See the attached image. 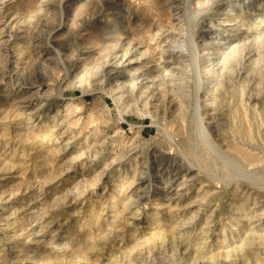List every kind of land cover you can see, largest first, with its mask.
<instances>
[{"label":"rangeland","instance_id":"1","mask_svg":"<svg viewBox=\"0 0 264 264\" xmlns=\"http://www.w3.org/2000/svg\"><path fill=\"white\" fill-rule=\"evenodd\" d=\"M204 1L0 0V264H264V0Z\"/></svg>","mask_w":264,"mask_h":264},{"label":"bare ground","instance_id":"2","mask_svg":"<svg viewBox=\"0 0 264 264\" xmlns=\"http://www.w3.org/2000/svg\"><path fill=\"white\" fill-rule=\"evenodd\" d=\"M187 1H188V0H187ZM203 1H204V0H203ZM207 1H208V0H207ZM209 1H210V0H209ZM209 1H208L207 3H205V4L207 5V4L209 3ZM217 1H218V0H217ZM168 2H169V1H168ZM179 2H180V1H179ZM204 2H205V1H204ZM214 2H215V0H214ZM214 2H213V3H214ZM219 2H220V1H219ZM227 2H228V1H227ZM202 3H203V2H202ZM182 4H183V2H182ZM184 4H185V3H184ZM205 4H204V6H205ZM245 4H246V3H245ZM210 5H211V4H210ZM224 5H225L224 3H223V4H218V7L216 8L217 10L215 11V12H216V13H215L216 15H217V14H219V15H220V14H225V13H222L221 10L226 11V12H230V11L233 10V8H234V6H235L234 4H228V5H226V6L224 7ZM185 6H186V5H185ZM202 6H203V5H202ZM182 7H183V6H182ZM182 7H181V8H182ZM190 7H191V6H190ZM208 7H210L209 4H208ZM61 10H62V9H61ZM207 10H208V9H207ZM213 10H214V9H213ZM236 10H237V9H236ZM119 11H120V10H119ZM183 11H184V10H183ZM188 11L191 12V10H188ZM203 11H204V10H203ZM210 11H211V10H210ZM184 12H185V11H184ZM201 12H202V11H201ZM180 13H181V12H180ZM191 13H192V12H191ZM13 14H14V13H13ZM16 14H17V13H16ZM61 14H62V13H61ZM61 14H60V15H61ZM187 14H188V13H187ZM3 15H4V14H3ZM192 15H193V14H192ZM192 15H191V16H192ZM198 15H199V14H198ZM202 15H203V14H202ZM230 15H231V14H230ZM15 16H16V15H15ZM17 16H18V15H17ZM174 16H175V15H174ZM182 16H183V15H182ZM182 16H181V17H182ZM184 16H185V15H184ZM196 16H197V14H196ZM211 16H212V15H211ZM218 17H219V16H218ZM236 17H237V16H236ZM173 18H175V17H173ZM188 18L193 19L194 17H189V16H188ZM212 18H213V17H212ZM183 19H184V18H183ZM179 20H182V18L179 19ZM212 20H213V19H212ZM215 20H217V19H215ZM17 21H18V20H17ZM190 21H191V20H189L188 22H190ZM192 21H193V20H192ZM176 22H177V21H176ZM246 22H247V21H246ZM18 23H19V22H18ZM124 23H125V22H124ZM21 24H22V23H21ZM166 24H167V23H166ZM177 24H179V23H177ZM189 24H190V23H189ZM189 24H188V25H189ZM192 24H193V23H192ZM173 25H174V24H173ZM183 25H184V23H183ZM186 25H187V24H186ZM193 25H194V24H193ZM237 25H238V24H237ZM176 26H177V25H176ZM178 26H179V25H178ZM178 26H177V27H178ZM190 26H191V25H190ZM195 26H196V25H195ZM250 26H251V25H250ZM254 26H255V25H254ZM184 27H185V26H184ZM184 27H183V29H184ZM207 27H208V26H207ZM209 27H210V26H209ZM175 28H176V27H175ZM193 28H194V27H193ZM211 28H212V26H211ZM214 28H215V27H214ZM189 29H190V27H188V32H190ZM203 29H204V27H203ZM172 30H173V29H172ZM179 30H180V29H179ZM179 30H178V31H179ZM193 30H194V29H193ZM195 30H196V29H195ZM195 30H194V31H195ZM259 30H260V29H259ZM180 31H181V30H180ZM194 31H192V32H194ZM250 31H251V30H250ZM174 32H175V31H174ZM256 32H257V31H256ZM158 33H159V32H158ZM180 33H182V32H180ZM184 33H185V31H183V35H184ZM217 33H218V32H217ZM224 33H225V32H224ZM156 34H157V33H156ZM187 34H188V33H187ZM187 34H186V35H187ZM222 34H223V33H222ZM40 35H41V34H40ZM117 35H118V34H117ZM178 35H179V34H178ZM188 35H190V34H188ZM209 35H211V34H209ZM246 35H247V34H246ZM250 35H251V34H250ZM159 36H160V34H159ZM200 36H201L200 39H203V40L208 39L207 36H206L205 34L200 35ZM215 36H216V35H215ZM236 36H237V35H236ZM239 36H240V35H239ZM242 36H243V35H242ZM260 36H262V35H260ZM252 37H254V36H252ZM163 38H166V36L163 37ZM186 38H187V37H186ZM234 38H235V37H234ZM248 38H249V37H248ZM166 39H168V38H166ZM178 39H179V38H178ZM188 39H189V38H188ZM195 39H197V38H195ZM216 39H217V38H216ZM258 39H259V38H258ZM258 39H257V40H258ZM260 39H261V38H260ZM181 40H184V39H181ZM181 40H180V42H181ZM190 40H191V38H190ZM190 40H188V41H190ZM209 40H210V39H209ZM221 40H222V39H221ZM229 40H230V39H229ZM232 40H233V39H232ZM234 40H235V39H234ZM245 40H246V38H245ZM257 40H256V41H257ZM164 41H165V40H164ZM184 41H185V40H184ZM184 41H182V42L184 43ZM194 41H195V40H194ZM207 41H208V40H207ZM207 41H206L205 43L203 42L204 44L201 43L203 46H206V49H207V48L210 46V44H211L210 41H209V42H207ZM211 41H212V40H211ZM235 41H236V40H235ZM238 41H239V40H238ZM250 41H251V39H250ZM258 41H259V40H258ZM258 41H257V42H258ZM262 41H263V40H262ZM31 42H32V41H31ZM48 42H49V41H48ZM177 42H178V41H177ZM185 42H186V41H185ZM195 42H196V41H195ZM195 42H194V43H195ZM212 42H215V41H212ZM245 42H246V41H245ZM260 42H261V41H260ZM155 43H156V42H155ZM161 43H162V42H161ZM163 43H164V42H163ZM166 43H167V41H166ZM166 43H165V44H166ZM174 43H175V42H174ZM191 43H193V39H192V41H190V44H191ZM232 43H233V42H232ZM232 43H231V46H230V44H229L230 49L227 47V48L229 49L228 52L231 51L233 48H235V46H237V44L234 45L235 43L233 44V45H234V46H233ZM130 44H131V43H130ZM167 44H168V43H167ZM180 44H181V43H179V45H180ZM184 44L186 45V43H184ZM195 44H196V43H195ZM198 44H199V43H198ZM223 44H224V43H223ZM223 44H222V45H223ZM257 44H260V43L258 42ZM119 45H120V44H119ZM121 45H122V44H121ZM125 45H126V44H125ZM181 45H182V44H181ZM185 45H184V47H186ZM188 45H189V44H188ZM191 45H194V44H191ZM191 45H190L189 47H191ZM238 45L240 46L239 43H238ZM36 46H37V45H36ZM165 46L167 47V45H165ZM195 46H196V45H195ZM203 46H202V47H203ZM207 46H208V47H207ZM219 46H220V45H219ZM227 46H228V45H227ZM239 46H238V47H239ZM260 46H261V45H260ZM260 46H259V48H261ZM263 46H264V44H263ZM169 47H170V46H169ZM180 47H181V46H180ZM184 47H183V45H182V48H184ZM162 48H163V47H162ZM162 48H161V49H162ZM164 48H165V47H164ZM164 48H163V49H164ZM167 48H168V47H167ZM203 48H204V47H203ZM218 48H219V47H218ZM224 48H225V47H224ZM115 49H116V48H115ZM168 49H169V48H168ZM175 49H176V48H174V51H175ZM184 49H185V48H184ZM186 49L188 50V48H186ZM186 49H185V50H186ZM195 49H196V48H195ZM212 49H213V48H212ZM221 49H222V48H221ZM237 49H238V48H237ZM263 49H264V48H263ZM131 50H132V49H131ZM189 50H190V49H189ZM191 50H193V48H191ZM191 50H190V51H191ZM214 50H215V49H214ZM226 50H227V49H226ZM233 50H235V49H233ZM233 50H232V53H233ZM127 51H128V50H127ZM138 51H139V50H138ZM159 51H160V49H159ZM161 51H163V50H161ZM166 51H168V50H166ZM171 51H172V50H171ZM174 51H173V52H174ZM190 51H189V53H188V52H187V53L191 55ZM201 51H202V50H201ZM218 51H219V50H218ZM221 51H222V50H221ZM239 51H240V50H239ZM242 51H243V50H242ZM205 52H206V51H205ZM211 52H212V51H211ZM211 52H209V50H208V51L206 52V56L204 55L205 57H207V58H205L206 61H207L206 63H210V60H211L212 57H213V56L210 57V55H209V53H211ZM213 52H215V51H213ZM223 52H224V51H223ZM228 52H227V55L230 53V52H229V53H228ZM236 52L238 53V51H236ZM258 52L260 53V51H258ZM261 52H262V51H261ZM41 53H42V52H41ZM116 53H117V52H116ZM118 53H119V52H118ZM163 53H165V52H163ZM169 53H170V52H169ZM183 53H184V52H182V51L180 50V48H179V50L176 51V52L172 55V57L174 56L173 58H174L175 60H174V62L171 63V64L178 63V61L181 60V59H180V60L177 61V59H178L179 57H185V56L187 55V53H185L186 55L184 56ZM192 53H193V51H192ZM198 53H200V52H198ZM198 53H197V54H198ZM203 53H204V52H203ZM121 54H122V53H121ZM142 54H143V53H142ZM170 54H171V53H170ZM230 54H231V53H230ZM230 54H229V55H230ZM238 54H239V53H238ZM238 54H237V55H238ZM243 54H244V52H243ZM146 55H147V54H146ZM163 55H164V54H163ZM163 55H162V56H163ZM165 55H166V53H165ZM214 55H215V54H214ZM216 55H217V54H216ZM227 55H226V56H227ZM229 55H228V56H229ZM239 55H240V54H239ZM241 55H242V54H241ZM250 55H251V54H250ZM263 55H264V54H263ZM121 56H122V55H121ZM125 56H126V55H125ZM129 56H130V55H129ZM142 56H143V55H142ZM144 56H145V55H144ZM192 56H193V55H192ZM195 56H196V54H195ZM197 56H198V55H197ZM208 56H209V58H208ZM228 56H227V57H228ZM231 56H233V55H231ZM231 56H230V57H231ZM242 56H243V55H242ZM259 56H260V55H258V58H259ZM117 57H118V54H117ZM117 57H114V58L117 59ZM123 57H124V56H123ZM172 57H171V58H172ZM202 57H203V56H202ZM214 57H215V56H214ZM216 57H217V56H216ZM235 57H236V55H235ZM252 57H253V56H252ZM261 57H262V56H261ZM110 58H111V57H110ZM121 58H122V57H121ZM127 58H128V57H127ZM164 58H165V57H164ZM173 58H172V60H173ZM194 58H196V57H194ZM200 58H201V57H200ZM239 58H240V57H239ZM239 58L237 57V59H239ZM244 58H245V57H244ZM246 58H247V57H246ZM141 59H142V58H141ZM168 59H169V58H168ZM168 59H167V60H168ZM182 59H184V58H182ZM185 59H186V58H185ZM201 59H202V58H201ZM219 59H220V58H219ZM227 59H228V58H227ZM237 59H235V60H237ZM252 59H253V58H252ZM252 59H250V61H249L250 64L254 62V59H255V58H254L253 60H252ZM260 59H261V58H260ZM260 59H258V62H259ZM112 60H113V59H112ZM117 60H118V59H117ZM164 60H165V59H164ZM164 60H163V62H164ZM216 60H217V59H216ZM225 60H226V59H225ZM235 60H234V61H235ZM251 60H252L253 62H251ZM256 60H257V59H256ZM262 60H263V59H262ZM118 61H119V60H118ZM129 61H130V62H129V64H130V63H131V60H129ZM168 61H170V60H168ZM208 61H209V62H208ZM228 61H229V60H228ZM234 61L231 60V62H234ZM237 61H238V60H237ZM237 61H236V62H237ZM260 61H261V60H260ZM105 62H106V63H109V60L107 59ZM114 62H115V61H114ZM121 62L124 63L123 61H121ZM138 62H139V61H138ZM165 62H167V61H165ZM170 62H171V61H170ZM181 62H182V61H181ZM191 62H192V61H191ZM213 62H216V63H217V62H219V61H215V59H214ZM213 62H212V63H213ZM231 62H230V63H231ZM245 62H246V61H245ZM249 62H248V63H249ZM118 63H120V61H119ZM167 63H168V62H167ZM167 63H166V68L168 67L169 69H172L174 65L171 67V66H170L171 64H170V63L167 64ZM183 63H186V62L183 61ZM187 63H188V62H187ZM197 63H198V62H197ZM220 63H221V61H220ZM225 63H227V61H226ZM260 63H261V62H260ZM263 63H264V62H263ZM116 64H117V63H116ZM213 64H214V63H213ZM217 64H218V63H217ZM217 64H215V66H216ZM223 64H224V61L221 63V65L223 66ZM232 64H233V63H232ZM250 64H249V65L247 64V67H248V66L250 67ZM254 64H255V62H254ZM143 65H144V64H143ZM176 65H177V64H176ZM186 65H187V64H186ZM224 65H225V64H224ZM261 65H262V63H261ZM261 65H260V66H261ZM110 66H111V65H110ZM117 66H119V65H117ZM117 66H116V67H117ZM157 66H158V65H157ZM160 66H162V65H160ZM177 66H178V65H177ZM199 66H200V65H199ZM206 66H209V65H206ZM206 66H205V67H206ZM212 66H214V65H212ZM212 66H210V67H211V70H212V68H215V67H212ZM230 66H231V65H230ZM236 66H237V64H236ZM251 66H252V65H251ZM254 66L256 67V65H254ZM254 66H253V67H254ZM130 67H132V66L130 65V66L127 68L128 71H129ZM181 67H182V65H181ZM183 67H184V66H183ZM189 67H190V66H189ZM203 67H204V66H203ZM240 67H241V66H240ZM240 67H239V68H240ZM242 67L244 68V66H242ZM242 67H241V68H242ZM253 67H252V68H253ZM263 67H264V65H263ZM263 67L261 66L260 68H263ZM168 68L166 69V71H170ZM174 68H175V67H174ZM216 68H217V67H216ZM216 68H215V69H216ZM222 68H223V67H222ZM226 68H227V69H225V70L227 71V70H228V67H226ZM230 68H231V67H230ZM230 68H229V70H231L230 72H232L233 70L230 69ZM232 68H233V66H232ZM245 68H246V65H245ZM163 69L165 70V67H164ZM190 69H192V68H190ZM196 69H198V68L196 67ZM208 69H209V68H207V71H208ZM246 69H248V68H246ZM253 69H254V68H253ZM10 70H11V69H10ZM216 70H217V69H216ZM220 70H221V69H220ZM222 70H224V68H223ZM248 70H249V69H248ZM250 70L252 71V69H250ZM262 70H263V69H262ZM39 71H40V70H39ZM148 71H149V70H148ZM161 71H162V70H161ZM161 71L159 72V70H158L159 73H161ZM183 71H184V69H183ZM185 71H186V70H185ZM218 71H219V70H218ZM218 71H217V73H218ZM226 71H225V72H226ZM238 71H239V70H238ZM240 71H241V70H240ZM258 71H260V70H257V72H258ZM223 72H224V71H223ZM227 72H229V71H227ZM254 72H256V70H255ZM263 72H264V70H263ZM12 73H13V72H12ZM106 73H107V72H106ZM133 73H134V72H133ZM170 73H171V72H170ZM173 73H174V71H173ZM185 73H186V72H185ZM188 73H189V70H188ZM191 73H192V71H191ZM206 73H208V72H206ZM210 73H213V72H210ZM215 73H216V71H215ZM215 73H213L212 75L214 76ZM247 73H248V72H247ZM247 73H246V74H247ZM155 74H156V73H155ZM162 74H163V73H162ZM197 74H198V73H197ZM208 74H209V73H208ZM208 74H207V75H208ZM230 74H231V73H230ZM230 74H227V75H230ZM263 74H264V73H263ZM111 75H112V74H111ZM120 75H121V73H120ZM123 75H125V74H123ZM126 75H127V74H126ZM131 75H132V74H131ZM143 75H144V73H143ZM143 75H142V76H143ZM147 75H148V74H147ZM149 75H150V74H149ZM151 75H152V74H151ZM158 75H159V74H158ZM158 75H156V76H158ZM171 75H172V74H171ZM171 75H170V76H171ZM178 75H180V74L178 73ZM181 75H182V73H181ZM187 75H188V74H187ZM204 75H205V74H204ZM212 75H208V76L211 77ZM216 75H218V74H216ZM216 75H215V77H216ZM220 75H221V74H220ZM222 75H223V73H222ZM222 75H221V76H222ZM225 75H226V74H225ZM232 75H233V72H232ZM133 76H134V74H133ZM133 76H131V78H133ZM135 76H136V75H135ZM138 76L141 77V75H138ZM144 76H145V75H144ZM144 76H143V77H144ZM161 76L163 77L164 75H161ZM161 76H158V77H161ZM188 76H190V73H189ZM202 76H203V75H202ZM208 76H207V77H208ZM253 76H254V75H253ZM263 76H264V75H263ZM11 77H12V76H11ZM139 77H138V78H139ZM148 77H149V76H148ZM153 77H154V76H153ZM162 77H161V78H162ZM164 77H165V76H164ZM178 77H180V76H178ZM178 77H177V78H178ZM190 77H193V75L190 76ZM215 77H214V78H215ZM244 77H245V76H244ZM249 77H250V76H249ZM261 77H262V76H261ZM127 78H128V77H127ZM131 78H130V79H131ZM138 78H136V79L138 80ZM150 78H151V77H150ZM155 78H156V77H155ZM166 78H167V77H166ZM168 78H169V77H168ZM173 78H174V76H173ZM183 78L186 79L185 77H183ZM211 78H213V77H211ZM211 78H210V79H209V78H206V79L204 78V80H205L204 83H205V84L203 83V81H201L200 78H199V80L197 79L198 82H196V83H198V86H197V84H196L195 87L197 86V89H198V90H199V89H200V90H201V89H204L206 86H209V85H210L211 81L213 80V79L211 80ZM217 78H219V77H217ZM217 78H216V80H217ZM223 78H224V77H223ZM229 78H231V76H230ZM229 78H228V79H229ZM142 79H143V78H142ZM145 79H146V78H145ZM164 79H165V78H164ZM164 79L162 78V79H160V80H163V81H164ZM171 79H172V78H171ZM171 79H170V82L172 83ZM175 79H176V77H175ZM180 79H181V78H180ZM189 79H190V78H189ZM202 79H203V78H202ZM150 80H151V79H149L148 81H150ZM173 80H174V79H173ZM177 80H178V79H177ZM177 80H176V81H177ZM192 80L195 81V79H192ZM229 80H230V79H229ZM233 80H234V79H233ZM123 81H124V80H123ZM174 81H175V80H174ZM189 81H190V80H189ZM206 81H207V83H206ZM214 81H215V80H214ZM222 81H224V80H222ZM226 81H227V80H226ZM260 81H262V80H260ZM14 82H15V81H14ZM14 82H13V83H14ZM142 82H143V81H142ZM180 82H181V81H180ZM216 82H217V81H216ZM121 83H122V82H121ZM129 83H131V81H130ZM134 83H135V82H133V83H132L133 86H131V88H129V89L131 90L130 93H132L134 86H135V87H138L137 85H135L136 83H135V84H134ZM139 83H140V82H139ZM143 83H144V82H143ZM173 83H174V82H173ZM186 83L189 84L188 81H187ZM208 83H209V84H208ZM212 83H213V82H212ZM212 83H211V84H212ZM219 83H220V82H219ZM260 83H261V82H260ZM144 84H145V83H144ZM150 84H151V83H150ZM157 84H158V83H157ZM159 84H160V83H159ZM159 84H158V85H159ZM162 84H164V85L166 86V83H165V82L162 83ZM167 84H168V83H167ZM176 84H178V82H176ZM179 84H180V83H179ZM187 84H184V87H185ZM191 84H192L193 87H194V83L192 82ZM224 84H226V83H224ZM130 85H131V84H130ZM148 85H149V84H148ZM164 85H163V87H165ZM168 85H169V84H168ZM173 85H174V84H173ZM181 85H182V83H181ZM213 85H214V84H213ZM216 85H217V84H216ZM216 85H215V86H216ZM171 86H172V84H171ZM253 86H254V85H253ZM258 86H259V85H258ZM128 87H129V86H128ZM128 87H127V88H128ZM145 87H146V85H145ZM163 87H162V88H163ZM168 87H169V86H168ZM168 87H167V88H168ZM188 87H189V85H188ZM231 87H232V86H231ZM260 87H261V86H260ZM260 87H259V88H260ZM162 88H161V90H162ZM165 88H166V87H165ZM171 88H172V87H171ZM174 88H175V87H174ZM179 88H180V86H179ZM206 88H207V87H206ZM216 88H218V87H216ZM216 88H214V90H215ZM220 88H221V87H220ZM253 88H254V87H253ZM134 89H136V88H134ZM140 89H141V88H140ZM146 89H147V88H146ZM168 89H169V90H168L169 93H173L172 91L170 92V87H169ZM182 89H184V88H182ZM187 89H189V88H187ZM191 89H192V87H191ZM197 89H196V90H197ZM210 89H211V88H210ZM245 89H246V88H245ZM260 89H261V88H260ZM262 89H263V88H262ZM110 90H111V89H110ZM148 90H149V88H148ZM173 90H174V89H173ZM179 90H180V89H179ZM184 90H186V89H184ZM206 90H207V89H206ZM208 90H209V88H208ZM208 90H207V91H208ZM214 90H213V91H214ZM217 90H219V89H217ZM232 90H233V89H232ZM232 90H231V91H232ZM115 91H117V90H115ZM153 91H154V90H153ZM191 91H192V90H191ZM193 91H194V90H193ZM202 91H203V90H202ZM233 91H235V89H234ZM113 92H114V91H113ZM146 92H147V91H146ZM175 92H176V91H175ZM182 92H183V91H182ZM195 92H196V91H195ZM248 92H249V91H248ZM259 92H260V90H259ZM133 93H134V92H133ZM139 93H140V92H139ZM154 93H156V92H154ZM154 93H153V94H154ZM186 93H187V92H186ZM188 93H189V92H188ZM193 93H194V92H193ZM206 93H207V92H206ZM208 93H209V91H208ZM228 93H229V92H228ZM234 93H235V92H234ZM158 94H159V93H158ZM167 94H168V93H167ZM176 94H177V93H176ZM232 94H233V93H232ZM235 94H237V91H236ZM155 95H156V94H155ZM168 95H169V94H168ZM172 95H173V94H172ZM183 95H184V94H183ZM192 95H193V94H192ZM197 95H198V94H197V92H196V96H197ZM215 95H216V94H215ZM164 96H165V93L163 92V97H164ZM180 96H182V93H181ZM213 96H214V95H213ZM216 96H217V95H216ZM247 96H248V95H247ZM124 97H125V95H124L123 93H121V91H120V94H118V95L115 97V99H116L115 102H117V103L119 102V103H120V101H122V100L124 99ZM131 97H132V96H131ZM174 97H175V96H174ZM198 97H199V96H198ZM207 97H208V96H207ZM207 97H206V98H207ZM250 97H251V95H250ZM125 98H126V97H125ZM138 98H139V96H138ZM159 98H160V96H159ZM159 98H158V99H159ZM167 98H168V97H167ZM176 98H177V96H176ZM181 98H182V97H181ZM181 98H180V99H181ZM211 98H212V97H211ZM187 99H188V98H187ZM195 99H196V98H195ZM257 99H258V98H257ZM129 100H130V99H129ZM132 100H133V98H132ZM139 100H140V99H139ZM161 100H162V99H160V101H161ZM182 100H183V99H182ZM184 100H185V99H184ZM124 101H126V100H123V103H124ZM160 101H158V102H160ZM180 101H181V100H180ZM197 101H198V100H197ZM218 101H221V100H218ZM234 101H235V100H234ZM133 102H134V101H133ZM158 102L156 101V103H158ZM181 102H182V101H181ZM195 102H196V101H195ZM248 102H249V101H248ZM252 102H254V101H252ZM121 103H122V102H121ZM175 103H177V102H176V101H173L172 105H177V104H175ZM192 103H193V102H192ZM208 103H209V102H208ZM217 103H218V102H217ZM217 103H216V104H217ZM219 103H220V104H218V105H221V103H224V102H219ZM232 103H233V102H232ZM241 103H242V102H241ZM243 103H244V102H243ZM258 103H259V102H258ZM141 104H142V103H141ZM195 104H196V103H195ZM209 104H210V103H209ZM213 104H215V101H214ZM253 104H254V103H253ZM118 105H119V104H118ZM133 105H135V104H133ZM136 105H137V104H136ZM150 105H151V104H150ZM196 105H197V104H196ZM199 105H200V103H199ZM211 105H212V104H211ZM188 106H189V104H188ZM188 106H187V107H188ZM160 107H161V106H160ZM191 107H192V106H191ZM193 107H194V106H193ZM222 107H223V106H222ZM251 107H252V106H251ZM120 108H121V107H120ZM131 108H132V106H131ZM131 108H130V109H131ZM179 108H180V107H179ZM182 108H183V107H182ZM213 108H214V107H213ZM134 109H135V108H134ZM186 109H187V108H186ZM192 109H193V108H192ZM199 109H200V108H198V110H199ZM252 109H253V108H252ZM34 110H35V109H34ZM120 110H122V109H120ZM127 110H128V109H127ZM155 110H156V109H155ZM198 110H196V108H195V111L198 112ZM205 110H206V109H205ZM218 110H220V108H219ZM123 111H124V110H123ZM188 111H189V110H188ZM188 111H186V112H188ZM193 111H194V110H193ZM195 111L193 112V114H194V113L196 114ZM212 111H213V110H212ZM30 112H31V111H30ZM129 112H130V111H129ZM176 112H177V111H176ZM180 112H181L180 117H182V116L184 117L185 112H183V110H180ZM200 112H201V111H200ZM146 113H147V111H146ZM189 113H190V111H189ZM191 113H192V112H191ZM191 113H190V114H191ZM186 114H187V113H186ZM199 114H200V113H199ZM143 115H144V114H143ZM196 115H197V114H196ZM201 115H202V114H201ZM199 116H200V115H199ZM213 116H214V115H213ZM219 116H220V115H219ZM252 116H253V115H252ZM175 117H176V116H175ZM177 117H178V116H177ZM208 117H209V116H208ZM253 117H254V116H253ZM191 118H192V117H191ZM201 118H202V117H201ZM201 118H200V119H201ZM214 118H215V117H214ZM216 118H217V117H216ZM222 118H223V117H222ZM168 119H170V118H168ZM173 119H174V118H173ZM179 119H180V118H179ZM187 119H188V118H187ZM220 119H221V118H220ZM181 120H182V119H181ZM195 120H196V119H195ZM198 120H199V119H198ZM223 120H224V119H223ZM187 121H188V120H187ZM199 121H201V120H199ZM199 121H198V126H199L200 128H202V126H203L204 124L202 125ZM182 122H184V121H182ZM191 122H192V121H191ZM202 122H204L203 119H202ZM206 122H209V121L206 120L205 123H206ZM188 123H189V122H188ZM206 124H207V123H206ZM217 124H218V123H217ZM217 124H216V125H217ZM219 124H220V123H219ZM251 124H252V123H251ZM207 125H208V124H207ZM210 125H212V124H210ZM189 126H190V124H189ZM191 126H194V124L191 125ZM195 126L197 127L196 129L199 130V131H198V132L200 133L199 135H201L202 138L206 139V141H207V137L209 136V134H208L207 132H204V133H207V134H208V136H205L206 134H203V129H204V128L201 130V129L196 125V122H195ZM211 127H212V126H211ZM191 128H192V127H191ZM194 129H195V128H194ZM190 130H191V129H190ZM210 130H211V129H210ZM213 130H214V129H213ZM213 130H212V131H213ZM184 131H185V130H184ZM193 133H194V132H193ZM195 133H196V132H195ZM185 134H186V133H185ZM212 134H213V133H212ZM190 135H192V133H191ZM194 135H195V134H194ZM203 135H204V136H203ZM210 135H211V134H210ZM218 135H219V134H218ZM195 136H196V135H195ZM201 136H200V137H201ZM214 136H215V135H214ZM214 136H213V137H214ZM186 137H187V136H186ZM197 137L199 138L198 134H197ZM211 137H212V136H211ZM189 138H191V137H189ZM194 138H195V137H194ZM191 139H193V138H191ZM196 139H197V138H196ZM210 139H211V138H210ZM200 140H201V139H200ZM186 141H187V140H186ZM189 141H190V140H189ZM241 141H242V140H241ZM204 142H205V141H204ZM94 143H95V142H94ZM98 144H99V143H98ZM196 144H197V146L199 145V144L197 143V141H196ZM208 144H210L209 141H208ZM208 144L206 143V145H208ZM206 145H205V146H206ZM211 145H213V146L211 147L212 150L214 149V151H218L217 149H219V148L217 147L216 143H215V145H216L217 149L215 148L214 143L211 144ZM211 145H209V146H211ZM195 148H198V147H195ZM199 148H200V147H199ZM211 148H210V149H211ZM192 149H193V148H192ZM207 149H209V148L207 147ZM197 150H198V149H197ZM219 150H221V149H219ZM202 151L204 152L205 150H202ZM206 151H208V150H206ZM189 152H190V151H189ZM215 153L217 154V152H215ZM195 154H196V153H195ZM195 154H194V155H195ZM205 154H206V152H205ZM212 154H213V153H212ZM210 155H211V154H210ZM220 155H221V154H220ZM223 155H224V154H223ZM195 156H196V155H195ZM214 156H215V155H214ZM203 157H205V155H203ZM206 158H207L206 160H207V162H208V160H210V158H209V159H208V157H206ZM223 158H225V157H223ZM236 158H237V157H236ZM195 160H196V159H195ZM198 160H199V159H198ZM200 160L203 161V163H200V164H202V165L204 164V162H206V161H205L204 159H202V158H201ZM210 161H211V160H210ZM220 161H221V160H220ZM199 162H200V161H199ZM199 162H198V163H199ZM212 162H213V161H212ZM213 163H214V162H213ZM218 163H219V162H218ZM254 163H255V162H254ZM254 163H253V165H254ZM258 163H259V162H258ZM260 163H263V162H260ZM260 163H259V165H260ZM255 164H257V162H256ZM186 165H188V164H186ZM212 165H213V164H212ZM221 165H222V164H221ZM236 165H237V164H236ZM179 166H180V165H179ZM203 166H204V165H203ZM215 166H216V165H215ZM224 166H225V165H223V167H224ZM226 166H227V165H226ZM180 167H181V166H180ZM193 167H194V166H193ZM216 167H217V166H216ZM228 167H229V166H228ZM228 167H227V168L224 167V168H225V169H228ZM257 167H258V166H257ZM106 168H107V167H106ZM224 168H223V169H224ZM101 169H102V168H101ZM103 169H104V168H103ZM157 169H158V168H157ZM202 169H203V168H202ZM217 170H218V169H217ZM228 170H229V169H228ZM240 170H241V169H240ZM97 171H98V170H97ZM208 171H209V170H208ZM221 171H222V170H221ZM223 171H224V170H223ZM246 171H247V170H246ZM101 172H104V171H101ZM186 172H187V170H186ZM97 174H99V173L97 172ZM101 174H102V173H101ZM183 174L185 175L186 173L184 172ZM179 175H181V174H179ZM179 175H177V176H179ZM98 176H99V175H98ZM158 176H159V174H158ZM186 177H187V176H186ZM97 178H98V177H97ZM183 179H184V178H183ZM254 180H255V179H254ZM94 181H95V180H94ZM220 181H221V180H220ZM247 181H248V180H247ZM253 182H254V181H253ZM253 182H252V184H254ZM256 182H257L258 184H260L261 186L264 187V176H263L260 180H256ZM183 183H184V182H183ZM227 183H228V182H227ZM230 183H231V182H230ZM257 183H256V184H257ZM94 184H95V183H94ZM165 185H166V184H165ZM164 187H165V186H164ZM256 187H258V185H256ZM258 189H259V188H258ZM263 189H264V188H263ZM163 190H164V189H163ZM170 190H171V189H170ZM176 194H177V193H176ZM168 195H169V194H168ZM168 206H169V205H168ZM164 208H165V207H164ZM257 212H258V211H257ZM130 219H131V218H130ZM133 219H134V218H133ZM254 219H255V217H254ZM189 223H190V222H189ZM177 225H178V224H177ZM249 227H250V226H249ZM182 230H183V229H182ZM253 230H254V229H253ZM201 232H202V231H201ZM205 232H206V231H205ZM247 232H248V231H247ZM253 232H254V231H253ZM256 232H257V231H256ZM258 232H259V231H258ZM184 233H185V232H184ZM254 233H255V232H254ZM254 233H253V234H254ZM261 236H262V235H261ZM187 237H188V236H187ZM252 237H253V236H252ZM257 237H259V236L257 235ZM248 238H249V237H248ZM163 240H164V239H163ZM163 240H162V241H163ZM192 240H193V239H192ZM203 240H204V239H203ZM206 240H207V239H206ZM246 240H247V239H246ZM248 240H249V239H248ZM248 240H247V241L244 240V242H245V243H246V242L248 243ZM188 241H189V240H188ZM190 241H191V240H190ZM260 241H262V240H260ZM244 242H243V244H244L245 246L243 245V247H247V244H245ZM250 242H251V239H250ZM160 243H161V242H160ZM241 244H242V243H241ZM249 244H251V243H249ZM175 245H176V244H175ZM181 245H182V244H181ZM184 246H185V245H184ZM178 247H179V246H178ZM183 248H184V247H183ZM155 249H156V248H155ZM177 251H178V250H177ZM183 252H184V251H183ZM183 252H182V254H183ZM187 252H188V250H187ZM140 253H141V252H140ZM184 253H185V252H184ZM199 254H200V253H199ZM189 255H190V254H189ZM114 257H115V256H114ZM186 257H187V256H186ZM193 257H194V256H193ZM189 258H190V257H189ZM156 259H157V258H156ZM109 260H110V259H109ZM146 261H148V260H146ZM149 261H150V260H149ZM154 261H155V260H154ZM110 262H111V261H110ZM122 262H124V261L122 260ZM150 262H151V261H150ZM117 263H118V262H117ZM145 263H146V262H145ZM151 263H152V262H151ZM113 264H114V262H113Z\"/></svg>","mask_w":264,"mask_h":264}]
</instances>
